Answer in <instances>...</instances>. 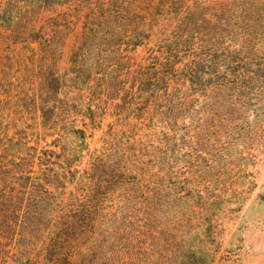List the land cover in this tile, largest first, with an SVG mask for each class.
Returning <instances> with one entry per match:
<instances>
[{
    "label": "rangeland",
    "instance_id": "1",
    "mask_svg": "<svg viewBox=\"0 0 264 264\" xmlns=\"http://www.w3.org/2000/svg\"><path fill=\"white\" fill-rule=\"evenodd\" d=\"M168 42L222 57L210 106L211 87L187 107L175 83L138 92ZM260 63L264 0H0V165L18 143L62 156L55 214L94 222L74 264H264V84L246 80ZM16 196L27 220L47 204ZM47 234L0 238V264H68Z\"/></svg>",
    "mask_w": 264,
    "mask_h": 264
},
{
    "label": "trees",
    "instance_id": "2",
    "mask_svg": "<svg viewBox=\"0 0 264 264\" xmlns=\"http://www.w3.org/2000/svg\"><path fill=\"white\" fill-rule=\"evenodd\" d=\"M183 46L182 42L165 43L155 52V56L149 58V65L140 67V75L135 78L138 92L148 96L155 90L163 89L162 97L166 98L175 83V95L179 103L177 107H187L199 93L198 87H211L212 92L205 91L203 94L205 106L208 107L211 100L222 95L225 86V80H222L225 77L221 76L222 57L213 51L200 56L196 54L185 60L182 53L187 51L183 52ZM250 72L246 78L248 83L264 84L263 64H255ZM207 75L210 76L208 80L204 78ZM227 83L236 85L234 81ZM14 150V154L5 160L4 166L0 165V238L37 235L47 229L49 242L46 249L51 250V254L56 257L54 260L57 263L64 261L74 264L77 253L72 247L76 241H80V237L89 235L88 229L91 225L93 228L94 222L81 217L80 213L86 209L84 207L61 215L55 214L51 200L56 199L58 185H63L67 176L65 171L59 170L62 164L57 161L62 156L54 150H40L24 143L15 144ZM21 190L42 195L46 199L47 204L36 207L37 215L34 219L22 217L24 207L18 204L20 201L16 196ZM203 234L211 237V229L207 228ZM187 247L185 249L183 243L181 253L189 254L192 262L198 263L196 253L191 246ZM185 259L183 256L179 264H183Z\"/></svg>",
    "mask_w": 264,
    "mask_h": 264
}]
</instances>
